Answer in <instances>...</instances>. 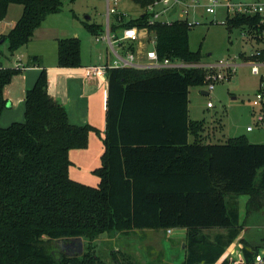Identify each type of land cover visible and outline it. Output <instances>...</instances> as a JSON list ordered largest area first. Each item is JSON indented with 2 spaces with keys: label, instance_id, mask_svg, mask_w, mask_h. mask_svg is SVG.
Listing matches in <instances>:
<instances>
[{
  "label": "trees",
  "instance_id": "1",
  "mask_svg": "<svg viewBox=\"0 0 264 264\" xmlns=\"http://www.w3.org/2000/svg\"><path fill=\"white\" fill-rule=\"evenodd\" d=\"M63 1L0 0V20L9 5L22 8L0 36V46L6 44V52L0 50V114L6 105L3 88L20 69L5 65L4 57L24 47L48 15L62 10ZM131 1L144 11L125 22L115 18L112 32L148 29L160 60L200 63V47L191 50L188 45L192 25L186 20L148 24L145 8L153 0ZM225 19L229 31L245 30L259 43L264 39L258 15L233 13ZM83 24L93 36L102 31L99 24ZM127 50L133 52L135 44ZM27 64L41 67L36 56ZM55 64L80 66L79 38L57 40ZM105 74V129L100 165L93 170L96 186L71 179L68 168L69 151L86 148L89 132L98 130L68 121L62 103L48 93L43 67L26 90L23 122L0 127V264H107L92 245L99 235L172 228L185 229L180 264H236L223 254L242 232L240 264H254L264 250V233L247 235L248 218L259 213L264 226V143H251L245 135L211 141L204 121L189 119V88L203 86L202 68L111 67ZM240 195L248 198L239 224ZM214 229L225 234L217 232L211 240L200 235ZM76 237L86 245L81 255L56 250L58 240ZM113 260L122 264L115 251Z\"/></svg>",
  "mask_w": 264,
  "mask_h": 264
},
{
  "label": "rangeland",
  "instance_id": "2",
  "mask_svg": "<svg viewBox=\"0 0 264 264\" xmlns=\"http://www.w3.org/2000/svg\"><path fill=\"white\" fill-rule=\"evenodd\" d=\"M239 1L248 3L259 0H229L230 3ZM260 1L264 2V0ZM193 2L197 3L196 6H189ZM206 2L207 0H185L184 5H178L176 14L171 17L164 15L162 18L164 21L170 22L186 17L193 24L189 31L188 45L191 50H196L200 47L202 55L200 64L237 57L239 53L248 55L255 49L263 48L264 39L261 43L255 42L249 38V34L245 30L231 29L229 31L227 29L225 18L226 15L231 16V14L226 13L223 0H219L220 3L213 14L205 11ZM183 9H186L188 14L180 17L179 13ZM118 10L126 14L120 20L122 22L135 18L144 11L131 0H122ZM87 16L90 18L86 19ZM114 21V17L110 15L109 22L113 23ZM84 22L105 26V0H74L72 3L64 0L61 12L54 19L47 20L46 24H43L45 26L41 30L42 35L39 34L38 36L39 42L32 44L33 47L35 46V48L41 50L43 55L32 56H36L40 60L41 65H43L42 60L48 61V58L53 57L54 42L49 39L56 34H61L62 26L69 27L72 25L79 38H91L90 33L84 27ZM153 37V32L147 29L146 40L141 41V46H135V50L142 53V60H144L145 52L153 49L151 42ZM99 45L102 46L105 54L113 53L110 48L106 47L105 42L101 41ZM115 49L118 54L121 53L120 49L117 47ZM32 56L27 57L26 61L29 62ZM242 60L243 58L240 55L239 58L235 59V62L239 64L247 63L242 62ZM256 87L257 76L250 73L248 65L238 66L230 80H223L217 83L208 95L201 93L204 90L202 87H190L188 93V117L191 120L204 121L206 132L207 134L209 133L208 140L224 141L229 137L245 135L251 143H264V135L261 132H247L245 130L248 124L253 123L250 99ZM16 95L18 96V93ZM207 102H211L212 106L207 107ZM9 112L11 117L6 116V112L0 114L1 128L9 126L13 122H23L24 109H22L20 104L14 103V107ZM2 123L6 125H2ZM218 126L221 127V130L218 129ZM95 135L97 136V134ZM84 151L83 153L85 154L80 156V158L89 156V160L85 166L77 163L78 170L74 172L81 181H75L89 186H96L99 179L93 174L95 168L86 169V166H93L96 156L94 157L92 150ZM72 160L76 162L75 158H72ZM98 164L100 165V157ZM247 198L248 196L246 195L237 197L239 224L245 216ZM257 214L259 213H255L248 218L249 229L247 235L258 237L264 233L263 219ZM224 231L223 229L202 230L200 235L206 236V238L211 240L215 233ZM242 233L238 237H241ZM184 236L185 229L183 228H172L170 233L167 230H132L125 235L120 233L101 234L92 245L95 246L96 255L107 264H112L114 261L111 257V252L113 251L116 254V262H122V264H180L183 258L182 245ZM238 237L227 246L223 254V258L234 261L236 264H240L242 259L241 244L238 243ZM54 246L58 250L56 242ZM258 256L262 260L260 263H258L259 260H256ZM123 257L125 258L124 260H122ZM254 264H264V250L259 251Z\"/></svg>",
  "mask_w": 264,
  "mask_h": 264
},
{
  "label": "crops",
  "instance_id": "3",
  "mask_svg": "<svg viewBox=\"0 0 264 264\" xmlns=\"http://www.w3.org/2000/svg\"><path fill=\"white\" fill-rule=\"evenodd\" d=\"M21 11L22 8L20 5L11 4L8 6L5 18L0 20V36L8 32L21 15ZM59 13L48 15L41 25L35 29L31 39L24 47L17 50L12 56L4 57L3 62L5 65L20 69L18 74L14 75L10 82L3 88V97L6 101V105L1 114L6 112V116L11 117L9 110L14 107V103L20 104L22 109H24L23 105L26 90L32 87L40 69L43 67L47 74L48 93L62 103L66 110L68 121L75 125L89 124L98 130V133L94 131L89 132L86 148L69 151V159L72 164L68 168V174L71 179L81 181L74 171L78 170L77 163L85 166L89 160V156L80 158V156L85 154L83 151L86 150L84 152H88L92 150L94 157L96 156V161L94 160L95 163L93 166H86L87 170L99 166V157L103 152L102 138L105 129V101L108 86L105 73L89 75L87 68L91 66L110 65L115 56L112 55L113 53L105 54L103 52L102 46L99 45L102 40L95 41L94 36L89 33L91 38H79L75 28L70 25L69 27L62 26L61 34H56L49 39L54 42L53 57L48 58V61L42 60L43 65H41V67L33 64L31 66L28 65L26 61L27 57L32 55H43L41 50L32 46V44L39 42L38 36L39 34L42 35L41 30L43 26H45L43 24H46L45 22H47V20L54 19ZM72 16L74 17L73 14ZM68 37H77L80 40V66L57 67L55 64L56 42L59 38ZM137 45L141 46V43ZM106 47L110 48L107 43ZM0 50L4 53L6 52L5 43L0 46ZM135 56L137 60L142 61V53L140 51L135 50ZM17 93L18 96L16 95ZM2 125L6 124L2 123ZM95 134H97V136ZM72 158H75L76 162H74Z\"/></svg>",
  "mask_w": 264,
  "mask_h": 264
},
{
  "label": "built area",
  "instance_id": "4",
  "mask_svg": "<svg viewBox=\"0 0 264 264\" xmlns=\"http://www.w3.org/2000/svg\"><path fill=\"white\" fill-rule=\"evenodd\" d=\"M226 13H240L253 15L256 14L259 17V22L264 27V2L263 1H254V2H232L229 0H223ZM122 0H105V26L102 27V31L95 35V41H105L107 45L111 48L114 53V60L110 65L105 66H91L87 68L89 75H98L105 73L106 68L111 67H133L137 69H180L188 67L202 68L205 70L204 74V83L202 88L203 91L208 95L215 87V85L223 80H230L233 73L235 72L238 66L248 65L250 67V73L257 76V87L256 90L250 99L251 115L253 117V123L248 124L245 127L247 132H261L264 135V53L262 54V49H255L249 55L251 59L242 60V63L239 64L235 62L236 58H239V55L236 57H231L226 60H218L213 63L206 64H188L181 61H171L169 59L160 60L154 49V37L151 40L153 44V49L145 52L144 60L139 61L135 57V50H127L128 44L134 43L135 45L140 44L142 40H146L147 29L145 28H123L114 33L110 29L112 23L109 22V17L112 15L114 20L120 21L123 17L126 16L125 13L118 10L119 4ZM185 0H153L146 8L150 14L148 24H153L156 21L170 23L164 21L162 18L164 15L171 17L172 15L178 12V5H184ZM219 0H207L205 4V11L209 14L215 13L216 7L219 5ZM196 2H193L189 6H196ZM174 11L172 12V9ZM158 9V10H157ZM188 11L183 9L180 11L179 16H187ZM177 20H186L188 25H193L190 23L186 17L180 18ZM264 38V28L262 30V35ZM148 41V40H147ZM150 41V40H149ZM120 49L121 53L115 48ZM212 103L207 102V107H211ZM167 232L170 233L171 229H167ZM256 260H259L260 263L262 260L260 256Z\"/></svg>",
  "mask_w": 264,
  "mask_h": 264
},
{
  "label": "flooded vegetation",
  "instance_id": "5",
  "mask_svg": "<svg viewBox=\"0 0 264 264\" xmlns=\"http://www.w3.org/2000/svg\"><path fill=\"white\" fill-rule=\"evenodd\" d=\"M73 238L71 239H68V240H62L61 242H59V240L56 242V245L58 247V250L57 251H60L62 253H64L65 255L67 256H75V255H81L83 253V250L85 248L84 246V242L82 241V249H81V252H76V249H77V243L76 242H73L72 240ZM67 252H70V253H73L72 255H68ZM111 257L113 259V252H111Z\"/></svg>",
  "mask_w": 264,
  "mask_h": 264
},
{
  "label": "water",
  "instance_id": "6",
  "mask_svg": "<svg viewBox=\"0 0 264 264\" xmlns=\"http://www.w3.org/2000/svg\"><path fill=\"white\" fill-rule=\"evenodd\" d=\"M174 11V8L172 9V12ZM86 18H89V16H87ZM202 94H205L206 95V92L204 91H201ZM73 242H76L77 243V249H76V252H81V249H82V241H81V238L80 237H76V238H73L72 239ZM62 240H59V242H61ZM183 247V245H182ZM68 255H72L73 253H70V252H67Z\"/></svg>",
  "mask_w": 264,
  "mask_h": 264
}]
</instances>
